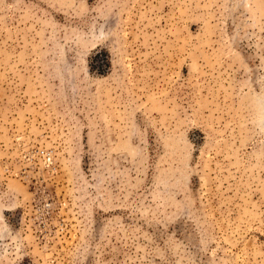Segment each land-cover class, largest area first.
<instances>
[{"label": "rangeland", "instance_id": "rangeland-1", "mask_svg": "<svg viewBox=\"0 0 264 264\" xmlns=\"http://www.w3.org/2000/svg\"><path fill=\"white\" fill-rule=\"evenodd\" d=\"M0 264H264V0H0Z\"/></svg>", "mask_w": 264, "mask_h": 264}, {"label": "built area", "instance_id": "built-area-1", "mask_svg": "<svg viewBox=\"0 0 264 264\" xmlns=\"http://www.w3.org/2000/svg\"><path fill=\"white\" fill-rule=\"evenodd\" d=\"M35 162L41 165H49L52 162V154L50 151L46 149H37L33 154Z\"/></svg>", "mask_w": 264, "mask_h": 264}]
</instances>
